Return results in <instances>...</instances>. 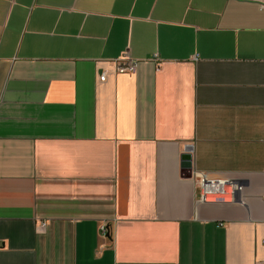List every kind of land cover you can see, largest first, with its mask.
<instances>
[{"label": "crops", "instance_id": "obj_1", "mask_svg": "<svg viewBox=\"0 0 264 264\" xmlns=\"http://www.w3.org/2000/svg\"><path fill=\"white\" fill-rule=\"evenodd\" d=\"M0 264H264V0H0Z\"/></svg>", "mask_w": 264, "mask_h": 264}, {"label": "built area", "instance_id": "obj_2", "mask_svg": "<svg viewBox=\"0 0 264 264\" xmlns=\"http://www.w3.org/2000/svg\"><path fill=\"white\" fill-rule=\"evenodd\" d=\"M151 60L156 63L157 70H159L162 61L160 56L156 54ZM141 61V59L131 57L126 52L113 60V71L115 73L136 72ZM106 76L107 72H103L100 75V80H105ZM192 178L198 189V195L196 198L197 204L244 202L242 197L244 186L243 183L238 179L229 176H215L206 171L197 169L192 171ZM45 225L46 223L43 222L42 226ZM100 232L102 235L107 236V234L110 232L109 226L106 223H103L100 226Z\"/></svg>", "mask_w": 264, "mask_h": 264}, {"label": "water", "instance_id": "obj_3", "mask_svg": "<svg viewBox=\"0 0 264 264\" xmlns=\"http://www.w3.org/2000/svg\"><path fill=\"white\" fill-rule=\"evenodd\" d=\"M107 236H110V232L107 234Z\"/></svg>", "mask_w": 264, "mask_h": 264}]
</instances>
